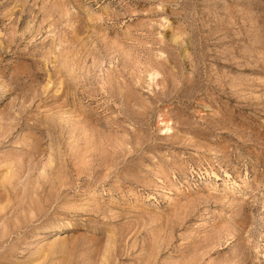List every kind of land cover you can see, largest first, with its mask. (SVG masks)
Returning <instances> with one entry per match:
<instances>
[{
  "label": "rangeland",
  "instance_id": "1",
  "mask_svg": "<svg viewBox=\"0 0 264 264\" xmlns=\"http://www.w3.org/2000/svg\"><path fill=\"white\" fill-rule=\"evenodd\" d=\"M0 264H264V0H0Z\"/></svg>",
  "mask_w": 264,
  "mask_h": 264
}]
</instances>
